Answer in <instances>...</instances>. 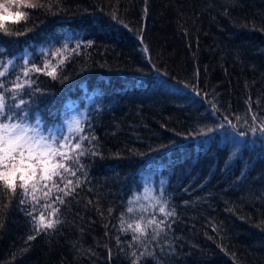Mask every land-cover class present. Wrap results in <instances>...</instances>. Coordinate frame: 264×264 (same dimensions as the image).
Wrapping results in <instances>:
<instances>
[{
	"label": "trees",
	"instance_id": "16d2710c",
	"mask_svg": "<svg viewBox=\"0 0 264 264\" xmlns=\"http://www.w3.org/2000/svg\"><path fill=\"white\" fill-rule=\"evenodd\" d=\"M41 2L0 0L2 79L32 80L7 103L45 137H87L86 154L55 217L41 205L63 193L22 205L0 184V264H132L133 251L152 253L140 264H264V0ZM33 63L56 78L23 77ZM147 190L175 215L153 213L170 227L134 241L121 229ZM41 212L60 223L37 234Z\"/></svg>",
	"mask_w": 264,
	"mask_h": 264
},
{
	"label": "snow or ice",
	"instance_id": "6c2138e0",
	"mask_svg": "<svg viewBox=\"0 0 264 264\" xmlns=\"http://www.w3.org/2000/svg\"><path fill=\"white\" fill-rule=\"evenodd\" d=\"M12 2H18L22 6L32 9L45 7V4L41 0H12ZM7 11L8 8L3 3H0V12ZM26 15L23 12L15 13V16L19 19H24ZM3 29H5V22L3 17L0 16V30ZM91 44L92 41H88V45L90 46ZM79 46L78 44L77 47ZM28 63L25 60V64ZM10 64V61L0 62V184L13 195L16 194L17 187H19L21 190L19 203L22 205L28 203L26 199L28 196H31L32 200L38 204L39 200L35 196L37 190L43 193V197L46 200L49 198L53 189L58 193H63L62 196L57 195L55 200L41 205L45 209L51 208L49 216L55 217L59 209L53 207V204L57 202L64 204V197L71 196L75 192L76 187H79V179L74 183L73 180L66 179V176H76V172L80 170V168H74L73 165L79 164V158L86 154L81 141L86 140L87 137H80L75 143L69 144L68 141L70 138L62 136L45 137L38 129L20 122L23 118H18L15 113L11 112V107L7 103V94L11 93L12 99L14 100L17 93L22 92L26 86H31L32 80L25 79L23 82H20L21 78L17 76L15 80L10 81L11 87H6L2 78L9 74ZM48 67L49 65L47 63L43 65V68L33 63L31 67L23 70L22 75L27 78L30 73L44 72L46 75L55 79V69L46 71ZM24 103L21 99L15 107L20 108ZM252 120L256 121L257 116L253 115ZM261 124L264 125V120H261ZM77 131H80V129H77ZM54 177H59V180L57 181ZM48 182H51V187H49ZM61 184H63V187H61ZM45 189L47 191H44ZM129 203L131 204L132 202L130 201ZM158 203L161 204L158 209L159 213L167 217L175 215L174 210H167L166 202L158 201ZM33 210L35 211V206H33ZM134 211L135 209L131 206L127 208L128 213H133ZM108 212L111 214L112 209H108ZM27 214L31 216L32 212H28ZM33 220L36 222L35 231L37 234L42 230L52 229L56 224L60 223L58 219H46L44 212H41L39 217L33 216ZM124 223L125 221L121 219V225ZM149 227L152 228L151 233L147 232V228ZM166 227H170V225H167L162 219L157 220L152 218L145 222L144 217L140 216L135 220L134 224L128 223L127 228L122 227L121 230H131L134 241H139L141 237L145 236H150L151 239L155 240L165 231ZM28 239L33 240L35 236L30 235ZM117 239L119 240V238ZM151 254L141 252L138 256L133 251L131 253L133 257L132 264H140L141 257Z\"/></svg>",
	"mask_w": 264,
	"mask_h": 264
},
{
	"label": "rangeland",
	"instance_id": "374dc122",
	"mask_svg": "<svg viewBox=\"0 0 264 264\" xmlns=\"http://www.w3.org/2000/svg\"><path fill=\"white\" fill-rule=\"evenodd\" d=\"M81 118L82 116L78 114L77 110L73 111L71 116L65 122L68 129L67 132L72 133L74 131H77ZM145 193L147 194V196L141 197V199L138 201L137 215L139 217L143 216L144 221H147L148 219L153 218V213L159 212L158 209L161 204L158 203L157 197L151 195L150 190H147Z\"/></svg>",
	"mask_w": 264,
	"mask_h": 264
}]
</instances>
